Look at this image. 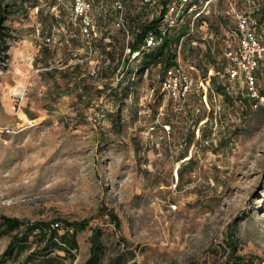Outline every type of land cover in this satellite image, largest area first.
I'll return each instance as SVG.
<instances>
[{
  "label": "rangeland",
  "instance_id": "obj_1",
  "mask_svg": "<svg viewBox=\"0 0 264 264\" xmlns=\"http://www.w3.org/2000/svg\"><path fill=\"white\" fill-rule=\"evenodd\" d=\"M71 1H17L4 21L13 39L0 54V216L89 224L77 232L73 256L42 250L36 233L0 264H82L96 226L100 264H224L227 240L264 264V58L255 96L211 67L215 77L207 73L204 90L196 51L209 45L224 59L234 19L213 27L196 17L220 5H192L191 42L177 53L190 91L184 101L172 99L160 93L156 67L121 76L117 66L96 76L112 63L105 53L124 41L117 14L112 0H94L97 35L89 40L77 33ZM150 1L124 0L125 15L153 9ZM233 2L241 11L248 3ZM121 77L128 89L120 103L109 89ZM100 209L113 212L120 228ZM10 236L0 234V254Z\"/></svg>",
  "mask_w": 264,
  "mask_h": 264
},
{
  "label": "trees",
  "instance_id": "obj_2",
  "mask_svg": "<svg viewBox=\"0 0 264 264\" xmlns=\"http://www.w3.org/2000/svg\"><path fill=\"white\" fill-rule=\"evenodd\" d=\"M17 1H19L23 6V3H25L27 0H0V54L4 53L8 44V40L13 39L11 31L4 24V21L6 20L8 14L12 12V7L15 6ZM93 1L94 0H92V3ZM113 1L114 0H112V2ZM121 1L123 2L124 0ZM171 1L172 0H151L150 2L151 4H153V9L149 7L143 8L141 9L140 13L136 14L135 16L131 14L125 15L123 8L124 24L128 28L130 36L127 40H125V34L123 30L119 29L121 30V35L124 39L123 43L121 44L120 51L117 53H105V55L109 56L110 58L108 60V63L110 62V60L112 61V63H114L113 67H111L112 63L107 64L106 67H104L102 70H96L95 75L108 76L109 72L114 71L117 66H121V76H123V74H127V76H130L132 74H136L137 72H142L148 67H156L158 68V71L162 76L159 84V91L161 93V84L166 71L169 68L177 65L178 47H181L182 44L184 45L183 42H191L190 32L192 26L190 19L191 15L188 14V9L192 4H197L198 7H200L205 0L188 1L179 15L175 17L173 23L168 25V21L166 20L168 19L167 10L170 3H172ZM213 2L215 4H219V8H217V10L208 8L209 10H206V14L208 13L209 15L204 16L203 14L200 15L199 13L198 17H196V20H200L201 22L209 21L211 26L218 27L220 23L226 22L225 18H227V15L224 13V9L223 11H221V5H227V3L226 0H214ZM249 2L252 9V15L254 16L256 21L254 28L255 33L260 42L264 44V1L259 2L255 0H249ZM48 4L53 6L56 4V0H48ZM70 11L72 12V1L70 2ZM38 12H41V9H38ZM114 13L115 15L113 14V18L117 14L116 10H114ZM149 13L151 16H149ZM192 13L193 11L191 12V14ZM233 27L231 25V27H228V29L231 30L233 29ZM77 30V33L81 34L79 27ZM149 35H152L154 38V43L152 45H146V37H148ZM46 38L48 39V37ZM93 39H95V37ZM195 55L198 62H204L201 76L202 80H205L210 67L214 72L224 70V56V59L217 60L216 58L218 53H214L209 45H207V47L202 52L196 51ZM200 56L202 57V59H200ZM263 58L264 54L258 61L257 66L254 70L255 87H257L256 74L258 72L259 63L263 60ZM197 64L202 68L199 63ZM187 77L189 87L183 101L186 99L191 86V79L188 75ZM214 77L215 73H212L208 78L211 81V79H214ZM226 78V81H228L229 83L230 79H228V77ZM237 81H241L244 84L241 79H237ZM122 83L123 79L121 77L118 79L117 84L114 87H110L109 89L110 92L115 96V98L120 101V103L125 98L126 90L128 89V84H126L125 87H122ZM212 83L214 90H216L219 94H222L224 97H228L223 86L215 83L214 80ZM245 88L247 89V87ZM246 94L248 95L247 97L250 96V92L248 91V89ZM243 99L245 100L246 98L243 96ZM185 156L186 154H183L180 158ZM190 159L191 157H189L187 160ZM103 213L105 212L100 209L99 215ZM105 214L108 215L110 222L113 223L115 228L119 229L120 223L117 216L110 211H106ZM88 224L89 219L85 218L80 220L40 219L27 221L19 219L17 217L2 215L0 216V234L11 233V236L6 247L0 254V262L2 263L5 260L13 257L16 253L21 252L25 248L28 237L36 233L39 234V237H41L42 241L44 242V247L42 248V250H45L47 248L48 250L61 249L66 254L73 256L72 250L77 247L76 234L77 232L86 228ZM60 229H63V231L60 232ZM101 235L102 230L99 227L96 226L91 228L88 256L82 264H100V260L103 254ZM226 247H228V252L224 264H255L252 258H245L243 255L238 254L236 243L227 240ZM26 259L33 260V258H31V254L27 255Z\"/></svg>",
  "mask_w": 264,
  "mask_h": 264
},
{
  "label": "built area",
  "instance_id": "obj_3",
  "mask_svg": "<svg viewBox=\"0 0 264 264\" xmlns=\"http://www.w3.org/2000/svg\"><path fill=\"white\" fill-rule=\"evenodd\" d=\"M188 1L190 0H174L170 3L167 10L168 19H166L168 25L173 23L175 17L179 15ZM210 1L212 0H205L202 6H207ZM247 2V7L244 11H241L235 7L233 0H226L227 6L224 13L234 19V27L229 30L231 37L226 41L223 51L226 61L224 72L230 80L241 79L249 90L250 95L255 96L254 70L264 54V44L260 42L255 33L256 21L252 15L251 5L248 0ZM91 6L92 0H72V12L78 18L80 33L89 40H92L97 35V30L92 22L90 13ZM113 6L117 12L115 26L122 29L126 39H128L130 33L124 24L122 1L114 0ZM153 43L154 38L152 35L146 37V45H152ZM210 74H212V70L208 71V76ZM204 81L206 82L207 80ZM200 84L206 90L203 80H200ZM188 85V77L177 62L176 66L166 71L161 84V91L172 99L183 100L188 91Z\"/></svg>",
  "mask_w": 264,
  "mask_h": 264
}]
</instances>
